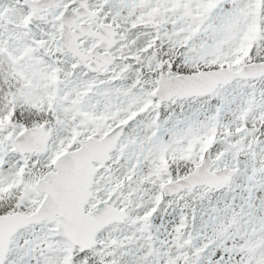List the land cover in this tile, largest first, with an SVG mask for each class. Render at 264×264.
Instances as JSON below:
<instances>
[{
    "label": "snow or ice",
    "instance_id": "1",
    "mask_svg": "<svg viewBox=\"0 0 264 264\" xmlns=\"http://www.w3.org/2000/svg\"><path fill=\"white\" fill-rule=\"evenodd\" d=\"M0 264H264V0H0Z\"/></svg>",
    "mask_w": 264,
    "mask_h": 264
}]
</instances>
